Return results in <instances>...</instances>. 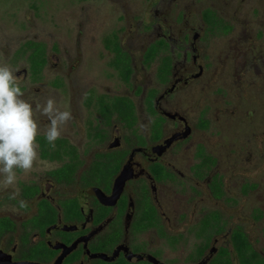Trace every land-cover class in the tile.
Instances as JSON below:
<instances>
[{
    "label": "flooded vegetation",
    "instance_id": "obj_1",
    "mask_svg": "<svg viewBox=\"0 0 264 264\" xmlns=\"http://www.w3.org/2000/svg\"><path fill=\"white\" fill-rule=\"evenodd\" d=\"M102 1L3 30L33 107L73 117L52 148L35 114L48 166L0 188L4 259L264 264V0Z\"/></svg>",
    "mask_w": 264,
    "mask_h": 264
},
{
    "label": "clouds",
    "instance_id": "obj_2",
    "mask_svg": "<svg viewBox=\"0 0 264 264\" xmlns=\"http://www.w3.org/2000/svg\"><path fill=\"white\" fill-rule=\"evenodd\" d=\"M23 96L17 76L9 66L0 65V188L14 189L10 199L19 196L18 170L27 174L37 165L48 166L47 161L40 159L37 142L40 129L35 114L47 117L44 135L52 148L61 138L64 126L73 119L71 111L62 110L52 97L43 104L37 102L34 108ZM19 207L26 208L27 202L19 200Z\"/></svg>",
    "mask_w": 264,
    "mask_h": 264
},
{
    "label": "rangeland",
    "instance_id": "obj_3",
    "mask_svg": "<svg viewBox=\"0 0 264 264\" xmlns=\"http://www.w3.org/2000/svg\"><path fill=\"white\" fill-rule=\"evenodd\" d=\"M32 4H34L33 7H36L35 11L37 21L41 22V28L38 30V32H42L44 34L46 27V18L49 14L46 12L48 11V8L52 9V13L54 14L51 21L54 23L55 33L64 31L63 29L67 27V24L74 21L73 18L79 17L78 13L76 15L72 13L74 9L78 8L79 11L80 8L83 7L95 9L99 8V6H102L103 8H108V11L110 13L111 11L113 14L115 13V5H110V3L104 4L102 0H0V16L2 15L3 17V19H1L0 17V65L9 66L13 73L19 68L26 67L28 61H25V59L19 60L16 58L15 50L20 48V46H18L16 43L10 44V46H8L6 41L7 36L4 34V32H7L8 28L12 27L16 29L12 32L13 34H15V36H17L18 34L29 33L30 29H27V31L24 32H19L18 29L22 24H19V22L24 21L25 11L28 13V17L31 15L30 8H33ZM110 7L111 9H109ZM110 13H107L106 15L102 13L103 15L101 20L103 21V24H105L104 27L106 28L110 26L106 24L107 22H110ZM15 24L19 25L14 27ZM2 27H5L6 29H3ZM8 34H10V32H8ZM75 48L72 49L74 51V54L76 55ZM23 99H25L29 103L33 101L31 97H27L26 95L23 96ZM57 101L59 102L60 99L57 98Z\"/></svg>",
    "mask_w": 264,
    "mask_h": 264
},
{
    "label": "water",
    "instance_id": "obj_4",
    "mask_svg": "<svg viewBox=\"0 0 264 264\" xmlns=\"http://www.w3.org/2000/svg\"><path fill=\"white\" fill-rule=\"evenodd\" d=\"M4 258H5L4 254L0 251V264H33V263H14L12 261H7Z\"/></svg>",
    "mask_w": 264,
    "mask_h": 264
},
{
    "label": "trees",
    "instance_id": "obj_5",
    "mask_svg": "<svg viewBox=\"0 0 264 264\" xmlns=\"http://www.w3.org/2000/svg\"><path fill=\"white\" fill-rule=\"evenodd\" d=\"M0 17L2 18V15Z\"/></svg>",
    "mask_w": 264,
    "mask_h": 264
}]
</instances>
